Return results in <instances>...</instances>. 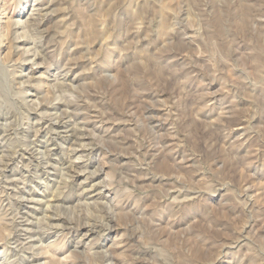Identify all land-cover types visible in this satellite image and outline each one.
Wrapping results in <instances>:
<instances>
[{
	"label": "rangeland",
	"instance_id": "obj_1",
	"mask_svg": "<svg viewBox=\"0 0 264 264\" xmlns=\"http://www.w3.org/2000/svg\"><path fill=\"white\" fill-rule=\"evenodd\" d=\"M1 41L0 264H264V0H0Z\"/></svg>",
	"mask_w": 264,
	"mask_h": 264
},
{
	"label": "bare ground",
	"instance_id": "obj_2",
	"mask_svg": "<svg viewBox=\"0 0 264 264\" xmlns=\"http://www.w3.org/2000/svg\"><path fill=\"white\" fill-rule=\"evenodd\" d=\"M9 24H10V25H13V24H11V23H9ZM18 24H19V22H16V25H18ZM2 44H3V41H1L0 45H2ZM16 46H18V47H16V49H14V50L18 51L20 45H16ZM11 49H12V48H11ZM26 52H27V51H24L23 54H26ZM34 56L36 57L37 55L34 54ZM8 57H9V56H8ZM9 58H10V57H9ZM5 60H8V59H7L6 57H5L4 59L0 57V64H2V65L4 64V65H3V66H4L3 68L7 67V66H5V63H3ZM32 60H33V59H32ZM8 63H9V62H8ZM8 63H7V64H8ZM5 69H6V68H5ZM15 212H16V211H15ZM44 215H45V214H44ZM0 224H1V223H0ZM1 226H2V225H1ZM21 230H22V229H21ZM12 232H13V231H12ZM10 234H11V233H9L8 236H10ZM12 235H13V234H12ZM40 241H41V240H40ZM37 261H38V260H37Z\"/></svg>",
	"mask_w": 264,
	"mask_h": 264
}]
</instances>
